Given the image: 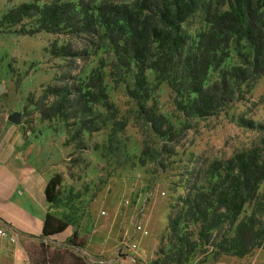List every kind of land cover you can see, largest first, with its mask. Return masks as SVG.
<instances>
[{
  "label": "rangeland",
  "instance_id": "obj_1",
  "mask_svg": "<svg viewBox=\"0 0 264 264\" xmlns=\"http://www.w3.org/2000/svg\"><path fill=\"white\" fill-rule=\"evenodd\" d=\"M52 1L0 0V135L15 132L9 117L20 118L18 131L32 139L41 169L62 177L51 213L69 225L60 242L42 238L28 246L31 264H175L171 246L180 244L167 229L191 187L221 185L213 168L233 178L236 158L246 152L255 150L264 166V75L238 90L232 104L200 118L182 109L187 91H174L152 71L136 90L137 68L105 36L94 10L99 0H60L78 5L74 33L30 32ZM24 6L31 9L23 18L12 15ZM203 9L182 26L188 47L206 25ZM251 55L245 41L233 43L207 85ZM250 219L259 223V247L248 255L213 262V246L229 243L236 225L225 220L205 246L195 224L188 231L197 246L183 264H264V177L238 222ZM132 241L137 248L130 251Z\"/></svg>",
  "mask_w": 264,
  "mask_h": 264
},
{
  "label": "trees",
  "instance_id": "obj_2",
  "mask_svg": "<svg viewBox=\"0 0 264 264\" xmlns=\"http://www.w3.org/2000/svg\"><path fill=\"white\" fill-rule=\"evenodd\" d=\"M200 8L205 11L206 25L198 34L197 43L188 47L182 26ZM28 9L31 6H24L12 15L23 18ZM77 9L78 5L73 2L53 0L41 11L42 24L30 32L74 33ZM94 10L113 49L122 54L128 66H136V90L143 89L142 78L152 71L162 81H167L174 91H187L188 106L182 109L200 118L213 116L232 104L238 90L243 86H254L264 75V0H99ZM241 41L247 43L252 55L242 57L240 65L227 69L220 80L208 86L206 82L211 69L219 67L233 43ZM153 129L157 131L155 127ZM236 161V176L222 178L213 168L211 174L222 179V184L199 188L193 185L185 197L184 209L177 217L170 218L167 229V233L172 234L170 241L180 244L179 247L177 244L171 246V260L175 264L191 260L197 241L209 246L212 237L209 232L225 220L232 227L236 225V234L229 243L222 241L213 246V262L220 256L244 257L259 247L255 229L259 223L251 219L238 222V218L256 194L264 177L260 168L264 166L259 165L260 157L255 150L239 155ZM61 183L60 175L49 180L45 195L50 205L56 201ZM220 211L224 213L218 214ZM195 224L201 229L197 241H194V232L188 231ZM68 226L67 222L49 213L43 236L51 238L62 234ZM76 238L75 234L73 239ZM203 263L209 264L208 259ZM75 264L85 263L78 261Z\"/></svg>",
  "mask_w": 264,
  "mask_h": 264
},
{
  "label": "crops",
  "instance_id": "obj_3",
  "mask_svg": "<svg viewBox=\"0 0 264 264\" xmlns=\"http://www.w3.org/2000/svg\"><path fill=\"white\" fill-rule=\"evenodd\" d=\"M8 122L15 132L5 130L0 135V226L18 235V240L10 243L0 239V264H31L27 248L44 238V222L52 212L45 190L53 176L42 170L40 161L34 158V143L18 131L20 124L10 117ZM59 236L51 238L60 242ZM104 237L106 245L107 236ZM95 248L92 246L90 251L98 253L100 250Z\"/></svg>",
  "mask_w": 264,
  "mask_h": 264
},
{
  "label": "built area",
  "instance_id": "obj_4",
  "mask_svg": "<svg viewBox=\"0 0 264 264\" xmlns=\"http://www.w3.org/2000/svg\"><path fill=\"white\" fill-rule=\"evenodd\" d=\"M138 230L142 231V228L138 227ZM143 233L144 235L147 234V232H143ZM0 239L7 240L10 243H16L18 240V235H16L14 232H12L6 227L0 226ZM127 247L129 248L130 251H133L134 249L137 248V245L132 241L127 244ZM133 264H141V263L137 261L136 259H133Z\"/></svg>",
  "mask_w": 264,
  "mask_h": 264
},
{
  "label": "water",
  "instance_id": "obj_5",
  "mask_svg": "<svg viewBox=\"0 0 264 264\" xmlns=\"http://www.w3.org/2000/svg\"><path fill=\"white\" fill-rule=\"evenodd\" d=\"M10 120L15 124H20V118H18L16 115L11 116Z\"/></svg>",
  "mask_w": 264,
  "mask_h": 264
}]
</instances>
